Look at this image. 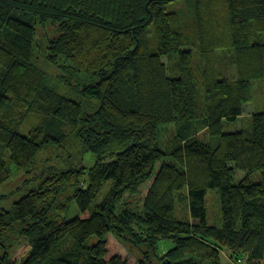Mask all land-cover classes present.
<instances>
[{
    "label": "trees",
    "instance_id": "trees-1",
    "mask_svg": "<svg viewBox=\"0 0 264 264\" xmlns=\"http://www.w3.org/2000/svg\"><path fill=\"white\" fill-rule=\"evenodd\" d=\"M173 1L0 0V184L7 165L28 169L75 130L96 158L89 170L42 172L36 189L0 213V241L13 223L25 227L27 256L19 264H128L109 241L135 264L151 254L161 264H223L221 248L235 264H264V114L248 110V131L223 132L224 122L247 114L252 83L264 81V42H252L253 33L264 34V0H183V8L168 10ZM35 25L51 26L48 59L70 71L62 83L98 101L93 113L32 65ZM219 52L232 80L219 79ZM14 99L18 117L10 115ZM28 114L42 122L23 136L18 127ZM172 124L176 132L162 151L159 127ZM184 188L190 221L175 215ZM209 190H218L220 227L207 223ZM64 192L68 204H58ZM72 202L78 214L67 220ZM161 242L173 247L159 257ZM2 247L0 264H17Z\"/></svg>",
    "mask_w": 264,
    "mask_h": 264
},
{
    "label": "rangeland",
    "instance_id": "rangeland-1",
    "mask_svg": "<svg viewBox=\"0 0 264 264\" xmlns=\"http://www.w3.org/2000/svg\"><path fill=\"white\" fill-rule=\"evenodd\" d=\"M183 8V0H175L170 3L168 6V10H176L178 8ZM35 38L32 40L31 44V63L34 67L40 70L45 79L49 81V84L60 95H64L67 98L72 99L78 104H81L82 111L86 113H93L98 108V101L96 99H86L82 95H80L79 88L74 87V83H72L71 87L65 85L59 80V76H64L65 78H69L71 75L70 71L66 69H61V63L55 61V63L51 62L48 59L46 49H47V39L51 38L52 28L49 25L38 26L35 25ZM55 31V29H54ZM252 42H264V34H260L257 36L253 33ZM218 59L217 71L219 74L220 80H232L234 75V69L227 59V57L220 55ZM226 54V53H223ZM195 67L199 64V58L197 56L194 57ZM66 64V62L64 63ZM174 63H170L171 72L174 70ZM65 67V66H63ZM67 67V66H66ZM69 68V66H68ZM199 67L196 69V74L199 73ZM3 74V68L0 66V76ZM76 78L74 80L82 81L84 80L79 74L75 75ZM198 87H197V107L199 116L202 118L204 116V92L202 85L200 83V78L197 76ZM252 101L247 110V114H244V118H240L233 123H223V132L224 133H232V132H240V131H248L250 128V120L248 110H251L254 114L263 113L264 114V81H255L252 83ZM23 105V104H22ZM23 112V111H22ZM24 113V112H23ZM12 117H18L17 115H21V107L15 101H12L11 114ZM11 117V118H12ZM42 120L36 114H28L26 115L25 122H23L18 127V133L23 136L29 135L32 131L33 127L36 125H40ZM49 126L42 125V131L45 132ZM176 132L175 125H162L159 127L158 133V144L162 151L167 149L166 144L170 138L174 136ZM207 134L205 132L200 133V140L203 142H207ZM78 132L72 131L66 135L65 142L62 144L60 148L54 147L49 148L45 151H41L35 160L33 166L29 167L26 170H19L13 165H7L9 170L8 179L0 184V213L10 212L12 206L15 202L25 196L28 192L37 188L39 183L41 182L40 175L43 172L44 175H48L51 172L67 170L70 168L80 169L85 168L89 170L94 166L96 162L95 156L87 151L79 138ZM3 160L6 164H8L7 155H2ZM170 160V159H169ZM239 177H242L243 174L238 173ZM253 180L257 182L259 179L255 175ZM235 182L237 180L235 179ZM107 189L103 190V193L98 198L97 201H100L102 197L105 196ZM69 193L64 192L61 193L58 197V204H62L66 202L68 204ZM126 198V197H124ZM175 205V215L179 220H189V205L186 188L182 189L175 195L174 199ZM206 211H207V223L212 227H220L221 225V214H220V200L218 195V190H209L206 196ZM78 214V210L75 207L74 202L69 203V210L66 213V219L71 220L75 218ZM190 221V220H189ZM25 227L24 225L18 224L17 222L13 223L11 228L6 232L2 242L3 252L6 256L12 260L16 261L17 264L21 263L22 260L26 258L27 247L25 245V238L23 237V231ZM173 244L161 242L158 246L157 255L162 257L167 250H170ZM108 249L111 251L113 255H119L123 260H126L128 264H135L133 258L127 254L126 250L122 249L118 243L114 241L108 242ZM132 254L135 257L143 259V255L137 249L132 248ZM221 252V258L223 264H235L230 258V251L221 248L219 250ZM147 264H161L158 258H155L152 254L149 256V261ZM238 264H245L244 258Z\"/></svg>",
    "mask_w": 264,
    "mask_h": 264
}]
</instances>
